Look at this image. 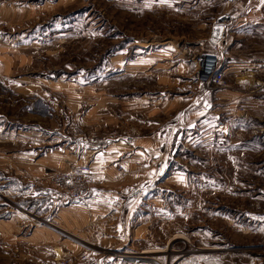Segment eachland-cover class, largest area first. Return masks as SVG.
Masks as SVG:
<instances>
[{
    "label": "rangeland",
    "instance_id": "1",
    "mask_svg": "<svg viewBox=\"0 0 264 264\" xmlns=\"http://www.w3.org/2000/svg\"><path fill=\"white\" fill-rule=\"evenodd\" d=\"M245 1L0 0V46L13 57L0 70L7 166L0 217L21 211L28 226H45L54 239L32 247L31 261L21 264H87L95 254L119 264H264V66L225 71L233 55L264 57V37L253 34L250 45L229 50L223 40L229 24L220 22L225 14L232 22ZM200 53L218 55L222 84L196 81L193 57ZM25 82L39 84L32 103L14 90ZM126 112L142 131L164 135L168 146L158 169L141 171L151 175L138 183L130 165L126 174L116 169L121 181L133 174V187L119 194L134 202L122 205L129 214L108 231L113 246L65 236L60 222L40 217L49 205L32 209L14 200V147L40 148L63 134L71 144L63 170L72 160L89 165L80 137L99 141L102 117ZM64 239L76 253L61 245ZM148 248L163 251L141 253Z\"/></svg>",
    "mask_w": 264,
    "mask_h": 264
},
{
    "label": "crops",
    "instance_id": "2",
    "mask_svg": "<svg viewBox=\"0 0 264 264\" xmlns=\"http://www.w3.org/2000/svg\"><path fill=\"white\" fill-rule=\"evenodd\" d=\"M251 1L246 0L245 3L238 4L237 11L234 13L235 19L232 22L230 21L228 25L223 40L229 50L237 51L238 49L239 51L238 47L242 46V44L250 45V37L248 36L253 34L259 36V38L264 37V0H258L259 3L253 4H251ZM252 29L255 31H252ZM5 57L13 58L12 55L4 50L2 45L0 46V70L4 69V67L8 68V65L3 61ZM260 58L258 61L249 62L247 56L233 55L235 62H228L225 71L226 69L246 67L249 64L255 69H262L257 66H264V57ZM44 85L47 86V84ZM14 88V90L20 91V94L25 92L24 96L31 97L30 102L32 103L35 100L33 98H37L36 92L39 90V84L25 82L17 84ZM35 106H38V103ZM35 116L33 113L32 117L34 118ZM87 119H90V117H87ZM101 122L103 123V132L98 133L97 138H99V141L102 138L105 139L104 146L100 147L99 144L89 145L82 155L85 160L89 159L93 175L99 179L92 186L89 198L83 201H74L63 192L62 194L61 191L55 190L49 185L50 178L48 175L53 170H63L65 162L71 158L69 150L71 146L70 138L63 134L57 137L55 144H51V141L47 140L43 144L44 146H40V148L39 144H30V146L19 144L18 147H14L12 152L13 174L17 187L13 194L15 201L18 200V203L27 201L26 203H29L32 209L38 207V204L43 208L49 205L50 211L45 209V213H42L40 217L47 218L50 215L52 220L60 222L62 225L61 228L59 227L61 234L65 236H69L68 234L72 236L81 235L82 238L89 241H93L91 238H96V242L102 245L100 247L105 244L104 247H107L113 246L111 238L107 237L111 233L108 231L112 226L116 229L119 215L129 214L127 211L122 210V205L128 203V201L132 204L134 202L133 196L127 198V195L119 194V191L125 190L126 187H133V177H131L133 174H129L122 181L117 179L114 162L122 159L130 165L131 171L137 170L138 183L141 179H147L151 175L149 173H141V171L152 172L158 169L159 156L163 153L161 148L168 146V140L164 135H160L159 132L142 131L140 127L135 126L133 118H129L128 112H126L124 117L106 114L102 117ZM112 134L118 138H111L110 135ZM3 135L0 131L1 163L4 162L2 159H4L5 155V144L1 140ZM127 136L132 137L131 142L125 139ZM156 157V160L150 162L151 158L154 159ZM6 167L5 163L0 165V183L2 182L3 185L6 182L4 173L6 172ZM4 210L6 209L0 211V215H2ZM20 213L21 211H18V214H11L5 218L7 220L0 217V264H21L19 262L21 260L31 261V255L29 257L28 251L30 252L32 247L47 244L53 245L54 239L50 236L47 227L28 226ZM77 231L81 234L77 233ZM101 234L103 235L101 236ZM112 239L114 240L113 237ZM103 240L105 241L102 242ZM65 241L69 240H62L61 245L66 246L68 251L72 250L76 253L77 248H71L69 243ZM82 242L87 241L82 240ZM82 242H78L79 245L77 247H81L80 244L82 245ZM150 249L159 248H148L147 250ZM95 257L97 258V264H107L108 260L110 261L109 264L113 262V264H116V262L119 264L117 260L111 262L113 259L109 257L105 259L103 256H97L96 254Z\"/></svg>",
    "mask_w": 264,
    "mask_h": 264
},
{
    "label": "built area",
    "instance_id": "3",
    "mask_svg": "<svg viewBox=\"0 0 264 264\" xmlns=\"http://www.w3.org/2000/svg\"><path fill=\"white\" fill-rule=\"evenodd\" d=\"M221 23L228 25L230 23V16L228 14L222 15L220 19ZM194 67H195V79L198 83L203 85H208L211 81L215 84H222L223 74L219 70L220 60L217 54L213 53H200L193 57ZM111 138H118L116 135H110ZM125 139L129 142L132 141V137L127 136ZM94 138H89L82 136L79 139V148H85L89 144H98ZM105 144V139L100 140L99 146L103 147ZM67 168L62 171H58L51 176L50 183L52 186L65 195H67L71 200L83 201L90 197L91 187H92V176L90 165L79 164L77 161L72 160L67 163ZM116 169L121 174H126L128 171V163L122 161L116 165ZM30 214V213H29ZM103 234H101L102 236ZM69 263V261H66ZM65 264V262H63ZM87 264H97V260H92Z\"/></svg>",
    "mask_w": 264,
    "mask_h": 264
},
{
    "label": "bare ground",
    "instance_id": "4",
    "mask_svg": "<svg viewBox=\"0 0 264 264\" xmlns=\"http://www.w3.org/2000/svg\"><path fill=\"white\" fill-rule=\"evenodd\" d=\"M179 237H180V236H179ZM176 238H177V237H176ZM181 238H182V237H181ZM162 251H163V249H154V250H153V249H150V250H147V249H146L145 251H142V253H143V254H148V255H149V254H151V253H154V254H155V253L157 254V253H160V252L162 253ZM167 252H168V251H167ZM165 253H166V250H165ZM124 254H125V253H124ZM129 254H130V253H129ZM122 256H123V255H122ZM143 258H144V257H143ZM147 258H148V257H147Z\"/></svg>",
    "mask_w": 264,
    "mask_h": 264
}]
</instances>
